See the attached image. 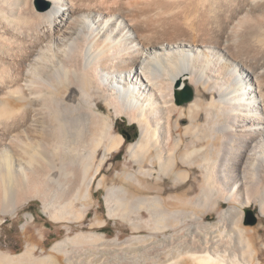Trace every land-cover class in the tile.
Returning a JSON list of instances; mask_svg holds the SVG:
<instances>
[{
    "label": "bare ground",
    "instance_id": "6f19581e",
    "mask_svg": "<svg viewBox=\"0 0 264 264\" xmlns=\"http://www.w3.org/2000/svg\"><path fill=\"white\" fill-rule=\"evenodd\" d=\"M39 1L0 0V212L16 216L41 200L55 223L83 218L90 208H75L83 188L85 199L126 145L103 100L115 117L140 126L129 147L140 170L127 176L129 188L108 189L109 217L164 234L186 222L173 208L183 202L194 206L184 227L206 229L179 246L178 229L164 235L169 244L135 236L161 249L165 258L154 264H264L259 231L242 226L253 204L264 215V0ZM186 86L196 96L178 104ZM194 167L204 171L200 194L165 200L163 176L188 184ZM212 212L217 225L205 223ZM97 242L102 234L81 232L53 246L64 259L37 258L34 246L0 259L76 264L67 244ZM95 259L105 260L94 254L87 264Z\"/></svg>",
    "mask_w": 264,
    "mask_h": 264
},
{
    "label": "rangeland",
    "instance_id": "374dc122",
    "mask_svg": "<svg viewBox=\"0 0 264 264\" xmlns=\"http://www.w3.org/2000/svg\"><path fill=\"white\" fill-rule=\"evenodd\" d=\"M46 3H47L46 1L40 0L38 4L42 7H45ZM191 88L193 91V97H195L196 91L193 87ZM101 104L103 106L102 109L103 111H105L106 113H112L111 115L112 118H114L113 125L116 130L115 132L122 135L125 138L126 145L119 153L117 154L115 153V157L113 159L109 160L108 163L105 164L102 172L96 178L94 184L91 187L90 190L91 195L89 197H85V199L83 198V193H84V188H83V191L80 194L81 199L76 202L75 208L76 210H78L77 211L78 213H81L83 207H88L90 209H88L87 211H82L83 218L78 221L75 220L73 221V223L53 222L49 214L43 211L44 205L41 200H35L34 202H31L30 204L21 207L16 216L3 215V213L0 212V253L1 254L18 256L22 254L28 246L30 247L34 246L37 247L35 251V255L37 258L42 259L50 254H53L64 259L63 254L58 255L52 251V248L56 243L66 241L69 238H73L74 236H76L78 233L81 232L86 233L93 231L99 233L100 235L102 234V237L105 240V242H101V244L100 242L99 243L97 242L94 243V245H90V246L89 244H86V247H83L82 249L81 247L77 248V246L73 245L72 243L67 244L69 253L72 256H74V260L76 261V264L78 263L87 264V261L91 260L94 254L97 255L101 254L105 258L104 260L105 262L103 260L99 261L97 259L98 260L97 261L95 259V261L91 262V264H107L108 263L107 259H111L112 262L111 264H118L121 263L120 260H122L123 257L125 258L122 260V264H154L156 260L163 261L165 258L164 255L161 254L159 255L161 249L158 252L157 249L154 250L151 248L153 246H150L149 248H151V250L156 251L154 254V252L149 250L146 243L142 244L139 242H133L135 236L137 237L153 236L152 238L153 240L151 239V241L155 242L154 244H156V242H158L159 240H160L159 242L161 243L169 244L171 241L166 240L164 235L165 236L167 235L169 237H171L172 234L174 233L176 235L178 229V232L179 233L183 232V234L180 233L181 234L180 235L177 233V235L174 236L175 237L173 238L175 241V242L173 241L174 246H179L180 244L187 242L190 236L192 237L195 236V238L197 237L200 238L201 236L202 237L205 236L206 229L202 230L203 228L201 229L198 228L197 230V227L195 226H189V227L187 226L186 228L184 227V225L186 226L192 223L191 210L193 209L192 208L190 209V207L191 206L194 207V206L185 205L183 202H181L182 204L178 202L180 206L177 205L178 207L174 206L173 208L175 210L183 209L185 215L183 216V219L185 220L184 217H186L185 220L186 222L180 224L179 226L177 225L176 228L169 227L168 229H166L164 234L156 233L154 235L150 229H144L141 228L140 226L138 227L139 229L138 230L135 229L137 227L136 226L133 227L130 222H126L122 220H113L109 217L108 208L106 204V197H107L106 195H108L107 192H109L108 189L129 188L130 184L132 183H129L130 181L128 182L126 181L127 176L130 174L138 175V172L140 170V166L135 164V162L133 163L131 161V154L129 152L130 145L133 143H137L139 142L138 140H140V126L137 123H131L128 117L126 116L119 118L115 117L113 111L109 112L108 109L104 106L103 100H101ZM185 124H188V121H186ZM101 155H103V153ZM145 167L147 169H155L157 172H159L158 165H154V166L145 165ZM183 169L186 168L184 167ZM188 169L190 170V168ZM201 172L202 170L199 167H194L193 169H191L192 177L190 182L188 184H184V183L182 184L179 182L175 183L177 185L174 184L173 180L170 179L169 181V179L161 175L164 177L162 178L164 181H166L167 187L170 188V190H168L163 195V198H165V200L167 201H173L174 197L177 194V196L185 195L187 196L186 198L190 197L189 199H195L201 192L200 184L204 183V179H203L204 177H202L204 171L202 173ZM54 175L55 177L58 176L57 173H55ZM49 194L47 193V196ZM156 195L158 194L153 193L152 197ZM67 196L70 197L71 194L66 195V198H69ZM223 206L226 207L227 204L223 203ZM79 210L81 211L79 212ZM185 212L186 213L189 212V214H186ZM250 213L252 215H250ZM143 214L145 217L143 219L149 220L150 214L145 211H143ZM132 217L134 218L133 220L135 222L140 221L137 215L133 214ZM204 218H205V223L207 224L211 223V225H217L219 222L217 215L213 212L207 214L206 217L204 216ZM252 218H255L257 220V222L254 225L249 224L251 223ZM26 222H28V224L24 228V224ZM101 223H103L104 225ZM242 226L248 229H252L253 231H259V234L256 237L258 240L257 248L259 249L260 252L263 253L262 256L264 257V215H262L258 204H253L252 207H249L245 210L244 221L242 223ZM179 230H185V231H179ZM178 235L180 236L178 237ZM182 235H184V238ZM113 239H119L118 243L117 244L106 243V241H111ZM148 241L150 242V240ZM176 242L177 244H175ZM130 243L134 245L132 246ZM98 247H101L102 249L99 248L100 250L99 251ZM145 249L148 251V253L150 251L151 253L148 254ZM106 250L108 251L106 252ZM148 258H150V260ZM115 261L116 263H114ZM0 262H1L0 264H6V262H4L1 259ZM64 264H69V263L64 262Z\"/></svg>",
    "mask_w": 264,
    "mask_h": 264
},
{
    "label": "water",
    "instance_id": "95a60500",
    "mask_svg": "<svg viewBox=\"0 0 264 264\" xmlns=\"http://www.w3.org/2000/svg\"><path fill=\"white\" fill-rule=\"evenodd\" d=\"M177 88L181 87V82H178L176 85ZM193 99V91L192 88L189 86H186L182 89V91L177 95V103L178 104H184V103H188ZM250 215H252L250 213ZM257 222V220L255 218H252L251 220V225H254Z\"/></svg>",
    "mask_w": 264,
    "mask_h": 264
}]
</instances>
